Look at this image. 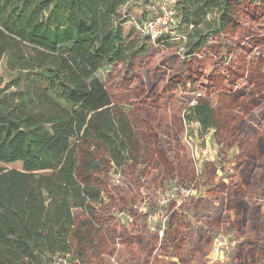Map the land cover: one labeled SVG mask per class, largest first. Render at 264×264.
<instances>
[{
    "label": "trees",
    "instance_id": "trees-1",
    "mask_svg": "<svg viewBox=\"0 0 264 264\" xmlns=\"http://www.w3.org/2000/svg\"><path fill=\"white\" fill-rule=\"evenodd\" d=\"M126 2L0 0V264H104L117 244L119 264H210L217 232L239 242L231 264H264V0H178L185 39L155 45L149 15L125 34ZM191 124L228 182L213 162L197 171ZM172 181L206 193L173 201L160 238L135 206Z\"/></svg>",
    "mask_w": 264,
    "mask_h": 264
},
{
    "label": "rangeland",
    "instance_id": "rangeland-1",
    "mask_svg": "<svg viewBox=\"0 0 264 264\" xmlns=\"http://www.w3.org/2000/svg\"><path fill=\"white\" fill-rule=\"evenodd\" d=\"M155 0H127L125 3V6L122 8V14L123 18L127 20V22L124 24V32L125 34H128L131 28L133 27H138L139 24L143 21V18L145 16H148L150 14V9L154 5ZM178 2V0H176ZM173 52H175L177 55L182 54L184 52V46L183 44H178L174 47ZM169 53V52H168ZM166 51H159L156 59L154 60V64H160V67L162 66V61L165 56L168 54ZM181 56V55H180ZM3 69L1 72L3 73ZM110 69H104L100 71L97 74V77L104 80L107 83V86H111L114 89V84L119 80L116 75L109 76L110 74ZM4 74V73H3ZM182 100L184 102H190L192 101L191 97H186L183 96ZM184 144H186L191 152L192 159L194 158V154L197 153V162L194 161L196 168L199 167L200 170L202 171L203 166L207 162H213L216 164L218 167V176L219 178H223L226 182H228V177L227 175L222 172V169L224 166H227V162L225 161L224 157H222L219 154V146L217 143L214 141L213 134L212 132H209L208 134L202 136L199 133V127L197 124H191V125H185V136L183 139ZM208 148V154L206 157H203L201 154V151ZM234 151L229 154V158H232L235 154ZM199 156V157H198ZM4 166V165H3ZM7 169H22L21 164H13V165H8L5 166ZM111 186H118L122 185L125 186L126 183V177L124 175L120 174H115L113 173L111 175ZM175 185V181H172L169 183L165 189L159 190L156 194L153 193V191H149L146 189H143L141 199L139 201V204L136 206L142 207V208H147L149 205L153 208L152 211H150V214L154 217L156 214L161 215V217L166 216L168 209L170 208V205L173 201H176L177 203H180L183 200V195L181 194H173L170 189L171 186ZM202 195L205 194L206 189L202 187L201 189ZM201 194L199 196L203 197ZM197 197V195L193 196ZM104 198L107 199V192L104 193ZM146 203V206L144 205ZM142 214H145L143 211H140ZM120 212H117L114 214L115 218L117 221L121 224V218L119 217ZM190 217L192 216V213L189 214ZM133 221L130 225H128V228H131L134 225V217L132 218ZM149 228L150 227H155L158 228L159 226L161 227L162 225V219L159 218L155 220V218L148 217L147 218ZM231 245L229 247V250L226 252V259L224 264H231L233 262L232 259V254L235 249V247L239 244L237 238L234 236V234H231ZM113 256L106 257V260L104 264H119L118 263V258L119 257H124V252L121 249L120 245H113ZM111 248V250H112ZM212 249L211 252L208 254V257L214 260L215 255H212ZM177 260V259H175ZM69 262V261H68ZM178 262V260H177ZM53 263V258L50 257L47 259L46 264H52ZM70 264V262H69ZM179 264V262H178Z\"/></svg>",
    "mask_w": 264,
    "mask_h": 264
},
{
    "label": "built area",
    "instance_id": "built-area-1",
    "mask_svg": "<svg viewBox=\"0 0 264 264\" xmlns=\"http://www.w3.org/2000/svg\"><path fill=\"white\" fill-rule=\"evenodd\" d=\"M176 0H157L154 2V5L150 9L149 17L146 21L143 22L142 25V33L149 36L151 38V42L153 45L156 44L157 39L162 37L171 38L173 40H181L185 39L184 37H181L179 33L177 32V17H176ZM209 149L206 148L201 151V154L203 157H206L208 154ZM199 157V156H198ZM197 153L194 154V160L197 162ZM199 169V167H197ZM170 191L173 194H179L177 188L172 185ZM181 195H183V200L189 196H195L197 195L196 191L194 190H182ZM182 200V201H183ZM178 203V206L182 203ZM146 206V203L144 204ZM135 209H138L139 211H143L145 214H147L148 217H151L152 219L155 218V220L161 218L162 219V225L158 228L150 227L152 231H158L160 238L163 237V233L166 227V220H167V214L166 216H162L159 214H156L154 217L149 214V206L146 208H142L141 206H135ZM119 217L121 218V224L122 225H130L133 221V215L131 212H120ZM230 247V240L228 236L225 235H218L214 239V246H213V252L215 255H217V259L223 261L225 258V253L229 250ZM175 262L177 260L174 259ZM53 264H69L67 259L64 258H58L55 260ZM178 264V263H176Z\"/></svg>",
    "mask_w": 264,
    "mask_h": 264
},
{
    "label": "flooded vegetation",
    "instance_id": "flooded-vegetation-1",
    "mask_svg": "<svg viewBox=\"0 0 264 264\" xmlns=\"http://www.w3.org/2000/svg\"><path fill=\"white\" fill-rule=\"evenodd\" d=\"M197 171H198L199 173H201L200 168H199V169L197 168ZM201 189H202V187H200V188H192V189H189V190H194V191H196V193H197V197L189 196V197H187V198H185V199L200 198L201 196H199V195H200V194L202 195V191H201ZM205 193H206V192H205ZM179 194H181V192H180ZM202 196L204 197L205 194L202 195ZM182 202H183V201H182ZM221 234L229 237L230 245H231V237H232L231 234H232V233L217 232V233L214 235V239H215L216 236L221 235ZM213 246H214V241H213ZM212 253H213L212 255L214 256L215 254H214V252H213V247H212ZM226 255H227V254L225 253V258H224L223 261L218 260V259H217V255H215L214 260L211 259V258H209V260H210V264H215V263L224 264L225 259H226V257H227ZM174 262H175V261H174ZM176 263H178V262H175V264H176Z\"/></svg>",
    "mask_w": 264,
    "mask_h": 264
},
{
    "label": "crops",
    "instance_id": "crops-1",
    "mask_svg": "<svg viewBox=\"0 0 264 264\" xmlns=\"http://www.w3.org/2000/svg\"><path fill=\"white\" fill-rule=\"evenodd\" d=\"M236 153V152H235Z\"/></svg>",
    "mask_w": 264,
    "mask_h": 264
}]
</instances>
